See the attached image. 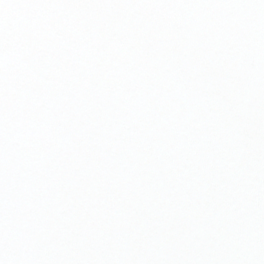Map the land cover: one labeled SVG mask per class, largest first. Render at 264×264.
<instances>
[{"label":"snow or ice","instance_id":"snow-or-ice-1","mask_svg":"<svg viewBox=\"0 0 264 264\" xmlns=\"http://www.w3.org/2000/svg\"><path fill=\"white\" fill-rule=\"evenodd\" d=\"M0 264H264V0H0Z\"/></svg>","mask_w":264,"mask_h":264}]
</instances>
